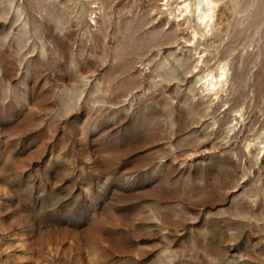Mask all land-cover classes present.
Masks as SVG:
<instances>
[{
    "label": "rangeland",
    "instance_id": "1",
    "mask_svg": "<svg viewBox=\"0 0 264 264\" xmlns=\"http://www.w3.org/2000/svg\"><path fill=\"white\" fill-rule=\"evenodd\" d=\"M0 264H264V0H0Z\"/></svg>",
    "mask_w": 264,
    "mask_h": 264
}]
</instances>
